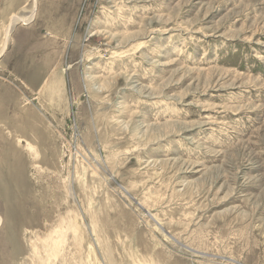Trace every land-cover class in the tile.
Returning <instances> with one entry per match:
<instances>
[{
  "label": "rangeland",
  "instance_id": "obj_1",
  "mask_svg": "<svg viewBox=\"0 0 264 264\" xmlns=\"http://www.w3.org/2000/svg\"><path fill=\"white\" fill-rule=\"evenodd\" d=\"M0 264H264V0H0Z\"/></svg>",
  "mask_w": 264,
  "mask_h": 264
},
{
  "label": "bare ground",
  "instance_id": "obj_2",
  "mask_svg": "<svg viewBox=\"0 0 264 264\" xmlns=\"http://www.w3.org/2000/svg\"><path fill=\"white\" fill-rule=\"evenodd\" d=\"M34 11H35V1L33 2V7H32V13L29 17L24 18L23 20H25V22H29L34 18ZM19 18L18 17H14L13 18V23H15L16 21H18Z\"/></svg>",
  "mask_w": 264,
  "mask_h": 264
}]
</instances>
